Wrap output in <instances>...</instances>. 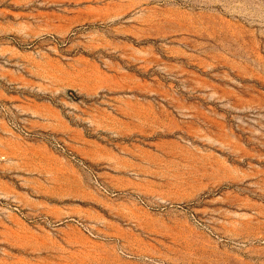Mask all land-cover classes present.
Here are the masks:
<instances>
[{"label":"rangeland","instance_id":"rangeland-1","mask_svg":"<svg viewBox=\"0 0 264 264\" xmlns=\"http://www.w3.org/2000/svg\"><path fill=\"white\" fill-rule=\"evenodd\" d=\"M0 264H264V0H0Z\"/></svg>","mask_w":264,"mask_h":264}]
</instances>
